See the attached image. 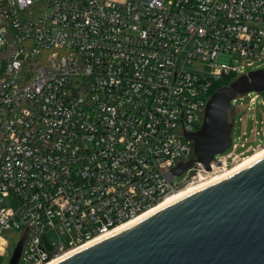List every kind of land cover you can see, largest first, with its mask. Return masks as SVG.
I'll return each instance as SVG.
<instances>
[{
  "label": "built area",
  "instance_id": "1",
  "mask_svg": "<svg viewBox=\"0 0 264 264\" xmlns=\"http://www.w3.org/2000/svg\"><path fill=\"white\" fill-rule=\"evenodd\" d=\"M263 63L264 0H0V264H47L264 147V90L237 94L263 108L238 119L256 145L231 120L208 170L171 172L215 80Z\"/></svg>",
  "mask_w": 264,
  "mask_h": 264
},
{
  "label": "water",
  "instance_id": "2",
  "mask_svg": "<svg viewBox=\"0 0 264 264\" xmlns=\"http://www.w3.org/2000/svg\"><path fill=\"white\" fill-rule=\"evenodd\" d=\"M261 90L264 68L216 88L198 129L185 134L194 157L171 172L194 161L208 170L213 155L230 146V99ZM18 252L19 245L12 264ZM55 264H264V156Z\"/></svg>",
  "mask_w": 264,
  "mask_h": 264
},
{
  "label": "bare ground",
  "instance_id": "3",
  "mask_svg": "<svg viewBox=\"0 0 264 264\" xmlns=\"http://www.w3.org/2000/svg\"><path fill=\"white\" fill-rule=\"evenodd\" d=\"M252 153H250L251 155L250 154L246 155L244 158L240 159V161H238L237 163H235L234 165H232L230 168L226 169L225 171L217 172L216 174H210L209 176L202 177V179H200L196 182H192L190 184H187V186H185V187H182L178 190L173 191V193L164 196L161 200H159V202L157 204H155L151 208L147 209L141 215H139L133 219H130V221H128L126 223H123V224L117 226L111 232L104 234L101 237L94 239L90 242H87V244H85V245H82L80 247L74 248L71 251L66 252L65 254L59 256V258H57V259H55V260H53L47 264H55V263L59 262V260H61L62 258L67 257L69 255H72L74 252H76L80 249H83L85 247H88V245L93 244L95 242H98V241L102 240L103 238H105L106 236H109L111 234L116 233V231L124 229L128 226H131V224L136 223V222L144 219L146 216H149V215L159 211V209L167 207L168 205L173 204L175 201L180 200V199L188 196L191 193L199 191L200 189H202L205 186L214 184L219 180H222L226 177L231 176L232 173L244 168L251 161L259 160L260 157L264 156V147H260L258 149V151L255 150Z\"/></svg>",
  "mask_w": 264,
  "mask_h": 264
},
{
  "label": "rangeland",
  "instance_id": "4",
  "mask_svg": "<svg viewBox=\"0 0 264 264\" xmlns=\"http://www.w3.org/2000/svg\"><path fill=\"white\" fill-rule=\"evenodd\" d=\"M228 57H229L228 55L227 56L224 55L222 57H219V61L227 63V61L229 60ZM259 68H264V63ZM237 77H238V75H228L227 77H222L220 79L215 80L214 85H213V87H211L212 89L210 90V92L212 93L219 86L228 85L229 82H231L232 80H234ZM247 102H248L247 99H244L243 100L244 105L239 112H233V110H229L227 112L226 116H227L228 121L234 120V122H235L234 123V129H233L234 132L232 133V136L234 137V136L240 134L241 130H239V129L243 128L248 133V138H247L248 142L246 143V145L247 146L251 145L253 147L257 143L256 140L253 141V138H254L253 134L255 131H259L260 124L257 122V124L254 125L251 123V121L249 119L244 120V122L241 123L238 121V119L240 117L243 118L244 114L249 113V114L253 115L257 119V121H259L263 117V115H261L263 108L260 104H258V105L256 104V105H254L253 109L247 111L245 109L247 106ZM16 236H17L16 231L6 234V237L10 242H13L14 238ZM48 236L52 237L51 234H48ZM2 262L5 263L6 259L5 258L2 259Z\"/></svg>",
  "mask_w": 264,
  "mask_h": 264
}]
</instances>
